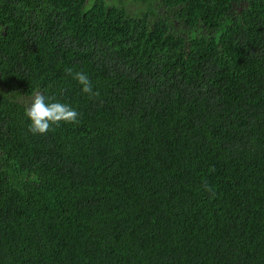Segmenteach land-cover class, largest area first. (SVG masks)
Segmentation results:
<instances>
[{
  "label": "trees",
  "instance_id": "16d2710c",
  "mask_svg": "<svg viewBox=\"0 0 264 264\" xmlns=\"http://www.w3.org/2000/svg\"><path fill=\"white\" fill-rule=\"evenodd\" d=\"M0 264H264V0H0Z\"/></svg>",
  "mask_w": 264,
  "mask_h": 264
},
{
  "label": "clouds",
  "instance_id": "9594fccd",
  "mask_svg": "<svg viewBox=\"0 0 264 264\" xmlns=\"http://www.w3.org/2000/svg\"><path fill=\"white\" fill-rule=\"evenodd\" d=\"M71 74V70H68ZM74 78L82 85V91L92 96H98L88 76L83 72L75 73ZM27 116L31 121L29 131L33 134H46L52 125L60 122H77L78 112L70 105L61 102H48V98L41 92L36 91L30 97V105L27 108Z\"/></svg>",
  "mask_w": 264,
  "mask_h": 264
}]
</instances>
